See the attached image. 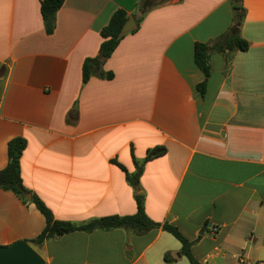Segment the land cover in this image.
<instances>
[{
  "label": "crops",
  "instance_id": "obj_1",
  "mask_svg": "<svg viewBox=\"0 0 264 264\" xmlns=\"http://www.w3.org/2000/svg\"><path fill=\"white\" fill-rule=\"evenodd\" d=\"M41 1L0 0V171L9 142L24 138V188L55 219L132 216L142 195L147 217L178 228L200 264H254L264 254V0H242L250 46L226 53L212 43L233 24L230 0H172L104 62L112 80L86 85L82 66L100 56L101 30L118 9L135 17L140 0H66L52 35ZM196 43L210 44L204 97ZM157 148L166 153L147 160ZM45 226L34 204L0 189L1 247ZM30 245L47 264H191L162 228Z\"/></svg>",
  "mask_w": 264,
  "mask_h": 264
},
{
  "label": "trees",
  "instance_id": "obj_2",
  "mask_svg": "<svg viewBox=\"0 0 264 264\" xmlns=\"http://www.w3.org/2000/svg\"><path fill=\"white\" fill-rule=\"evenodd\" d=\"M66 0H42L40 11L45 26V31L48 35H52L56 29L57 13L63 7ZM172 0H140L136 6V24L137 28L131 33L138 31L140 25L146 16L154 9L167 4ZM235 12L234 20L228 33L212 44L215 51L220 53L241 51L246 52L249 49V42L241 37V27L244 20V8L242 0H230ZM129 19V14L123 10L118 9L111 17L108 25L101 30L102 43L100 46V55L95 58H87L82 66V83L86 85L92 77L112 80L114 74L102 70L104 62L109 59L116 51L122 40L126 35H122V29ZM130 33V34H131ZM210 44L196 43L194 46V60L197 67L203 72L205 81L198 85V91L204 97L207 89V80L211 76L210 66ZM27 142L24 138H15L9 142L8 156L9 161L7 167L0 171V189L10 191L16 194L23 202L34 204L46 220V226L43 232L35 239L27 241L29 244L37 246L43 245L45 241L59 238L66 234L74 232H93V231H110L114 229H129L137 232H147L155 228H162L163 231L168 232L181 243V254L186 257L191 264H200L197 262L192 254V244L181 234L178 228L168 223L164 225L153 222L147 217L145 211L144 197L137 196V213L132 216H108L98 219L90 220L83 224H77L72 221H61L55 219L51 210L45 203L36 195L28 198L30 191L24 188L21 177V157ZM166 153L165 148H157L149 151L147 160L155 158ZM124 171L125 168L121 167ZM137 172L133 175L127 174V177L134 185L138 184L139 178L143 172V166L137 164Z\"/></svg>",
  "mask_w": 264,
  "mask_h": 264
},
{
  "label": "water",
  "instance_id": "obj_3",
  "mask_svg": "<svg viewBox=\"0 0 264 264\" xmlns=\"http://www.w3.org/2000/svg\"><path fill=\"white\" fill-rule=\"evenodd\" d=\"M134 16H129L121 34L127 35L138 26ZM101 59L104 57L99 56ZM0 264H47L45 259L26 241L20 240L7 247L0 246Z\"/></svg>",
  "mask_w": 264,
  "mask_h": 264
},
{
  "label": "rangeland",
  "instance_id": "obj_4",
  "mask_svg": "<svg viewBox=\"0 0 264 264\" xmlns=\"http://www.w3.org/2000/svg\"><path fill=\"white\" fill-rule=\"evenodd\" d=\"M164 5H165V4H164ZM253 259H255V260H254V261H255L254 264L257 263V262H258V263H259V262H264V254H261V255H259V256L256 255Z\"/></svg>",
  "mask_w": 264,
  "mask_h": 264
},
{
  "label": "built area",
  "instance_id": "obj_5",
  "mask_svg": "<svg viewBox=\"0 0 264 264\" xmlns=\"http://www.w3.org/2000/svg\"><path fill=\"white\" fill-rule=\"evenodd\" d=\"M241 263H244L243 261H241ZM258 264H264L263 262H261V263H258Z\"/></svg>",
  "mask_w": 264,
  "mask_h": 264
}]
</instances>
